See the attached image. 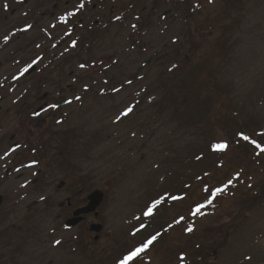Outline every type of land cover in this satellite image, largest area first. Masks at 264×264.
<instances>
[{"label": "rangeland", "instance_id": "1", "mask_svg": "<svg viewBox=\"0 0 264 264\" xmlns=\"http://www.w3.org/2000/svg\"><path fill=\"white\" fill-rule=\"evenodd\" d=\"M130 1L136 13L125 11L122 21H113ZM187 1L0 0V147L11 134L19 141L29 135L30 129L14 131L23 104L31 109L27 118L45 93L54 103L70 102L59 110V122L48 118L34 130L47 149L43 185H34L33 170L0 180V193L14 204L16 227L12 254L0 264H102L159 232L150 219L166 214L174 220L184 203L179 197L169 207L152 201L166 202L167 191L170 197L182 193L208 151L201 141L207 121L196 120L195 131L175 122L183 118L168 105L169 94L184 79L175 77V68L184 74L181 61L190 48L206 52L199 67L207 72L195 75L203 80L212 72V82L199 100L222 108V139L242 127L225 120L228 111L243 125L264 127V0L219 1L213 31L198 22L210 17H196L195 24L188 18L195 28L191 36ZM140 15L148 19L142 22ZM249 163L240 161L233 169L259 180L262 171L250 172ZM60 182L65 185L58 189ZM97 190L104 194L98 216L64 229L72 211ZM260 204L255 197L250 214L236 226L234 210L196 227L195 237L207 242L208 258L216 264H264ZM91 224L102 226L96 242ZM180 240L161 236L165 249L155 253L162 263L155 258L152 264H168L169 251H179Z\"/></svg>", "mask_w": 264, "mask_h": 264}, {"label": "trees", "instance_id": "2", "mask_svg": "<svg viewBox=\"0 0 264 264\" xmlns=\"http://www.w3.org/2000/svg\"><path fill=\"white\" fill-rule=\"evenodd\" d=\"M219 1L222 2V0L187 1L189 12L187 13L188 17L186 15V22L188 21L190 23L186 31L187 35L189 33L191 36L194 33L195 28L191 27V24L192 22L195 24L194 19L201 16L211 18L210 21L207 19L198 20L203 26V30L213 31L218 23L217 20L220 18L219 11L215 8L220 3ZM130 3L124 6V8L121 7L119 16H115L112 20L119 21L121 19L122 21V14L125 11H135L136 13L131 1ZM225 9L227 8L225 7ZM145 19H148V17L141 16L140 18L142 22ZM206 20L208 22L203 25L202 22ZM195 48L196 46L190 48L186 59L181 61L185 64L184 74L183 71L179 72L175 68V77L178 78L181 76V79H184L179 86L174 88V94H169L168 105L172 106L175 115L183 118L175 122L181 124L183 122L185 125L189 124L195 131L198 127L195 125L196 120L207 121L208 129L202 133L201 141L203 143L202 148L208 151L199 162L201 171L199 173H193V177L183 184L185 189H182V193L174 191L177 194L175 195L174 192H171L172 197H170L171 194L167 193L168 191L163 192L164 195L169 196L166 202H163L165 201L164 199L160 201L159 198H155L152 201L159 207H163L164 205L169 207L175 202L174 198L177 200L179 197L178 202L183 201L184 203L173 221L171 220V216L167 217L166 214L157 219H150L151 224L156 226L159 232H155L149 235V237L147 236L142 242H138L135 245L132 244V247H128L122 254L114 253L113 261H110V259L109 261L102 259L100 261L102 264H121L124 257L137 249H143V251L133 261V264H152L155 258H157L156 260L158 262H161L159 260L160 257L155 252H158L160 249L162 250L163 246L165 249V243L164 241L160 243L161 241L158 242V240L161 236L172 238L173 235L181 236V246L178 245L180 249L177 252L173 249L169 251L170 257L168 264H216L217 261L215 258L210 259L207 257L208 254L205 253L204 249L208 245H204L207 242L195 237L196 227H200L204 220L215 218L220 211L232 214L234 210V226L238 225L250 214L251 207L254 206L253 201L255 197L261 198L260 205L264 206V127L253 125V123L243 125L238 119L230 118V111H228L224 114L225 120L235 125H242V127L236 128L234 131L235 134L230 136L228 140L222 139L223 135H221L222 131L220 130L218 120L222 108L217 107L216 101L210 103L208 99L199 100V97L205 92V88L212 82V72L203 80H200L199 76L195 75L197 73L204 74V72H207L199 67L200 62L206 57V52H196ZM163 90L170 92L171 89L163 84ZM219 145H225V147L220 149L217 147ZM229 152H232V154H229ZM233 155L235 159H233ZM245 160L250 162L249 165L251 164L252 170L250 169V172L262 171L259 180H255L253 178L254 175L249 173L245 176V169H233V164L237 166V163L240 161L245 162ZM187 195L191 197L190 200H186ZM229 203L232 204L231 208H229ZM198 207L201 210L199 213H196L195 209ZM177 208L179 210L180 207ZM175 225L178 227L176 230L173 229ZM181 226L183 229H181ZM150 240L152 242L148 243ZM149 252L154 253L152 257H149Z\"/></svg>", "mask_w": 264, "mask_h": 264}, {"label": "flooded vegetation", "instance_id": "3", "mask_svg": "<svg viewBox=\"0 0 264 264\" xmlns=\"http://www.w3.org/2000/svg\"><path fill=\"white\" fill-rule=\"evenodd\" d=\"M43 95L47 96L39 99L40 103L32 110L31 114L27 115V118L25 117V113L30 112L31 109L28 111L29 109L26 107V104H23L24 107L18 110V115L22 117L19 118L21 120H18V124H14L16 128L14 131L19 133L30 129L29 135H27L24 140L19 141L16 140L15 134H11L8 136V145L0 147V170L5 171V173L0 176V180L9 179L12 176L11 173L16 175L19 172L33 170L36 177L32 182L35 186L39 185L40 187V185H43L41 181L45 178L44 171H46L47 149H45L46 146H44L43 140L40 139L42 136L36 138V132L34 130H38V128L43 125L46 126L48 118H56L54 114L56 110L53 106L54 101L47 93ZM18 100L19 99L15 102ZM19 101L24 103L26 100L20 99ZM60 103L61 101H58L57 106H59ZM39 109L41 110L37 113ZM33 136L36 140L39 139V141L32 142ZM66 202V207L70 208L72 205L71 198H67ZM13 205V202H11L6 193H0V262L7 260L14 248L13 240L15 238L16 227L13 221L15 213ZM25 216L28 217V215ZM89 216H86L85 221ZM19 231H21L20 228Z\"/></svg>", "mask_w": 264, "mask_h": 264}, {"label": "water", "instance_id": "4", "mask_svg": "<svg viewBox=\"0 0 264 264\" xmlns=\"http://www.w3.org/2000/svg\"><path fill=\"white\" fill-rule=\"evenodd\" d=\"M103 200V194L100 191H94L87 197V204L85 207L80 208L73 212L72 218L68 219L64 223V227L67 229H71L75 226H77L79 223L83 221V216L94 213L95 216H97L96 209L99 207ZM100 225H93L90 227V231L94 233H99L101 231ZM98 239V237H95V241Z\"/></svg>", "mask_w": 264, "mask_h": 264}, {"label": "snow or ice", "instance_id": "5", "mask_svg": "<svg viewBox=\"0 0 264 264\" xmlns=\"http://www.w3.org/2000/svg\"><path fill=\"white\" fill-rule=\"evenodd\" d=\"M245 139H247V138L245 137ZM217 147L220 148V149H223L225 147V145H219ZM217 192H219V190H217ZM200 210L201 209L198 207V208L195 209V212L199 213ZM151 213H152V210L149 209V214H151ZM153 239H155V238H153ZM151 242L152 241L150 240L148 243H151ZM142 251H143V249H137V250L129 253L126 257H124V259L121 262V264H133V261L138 258L140 252H142Z\"/></svg>", "mask_w": 264, "mask_h": 264}]
</instances>
